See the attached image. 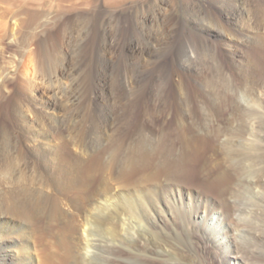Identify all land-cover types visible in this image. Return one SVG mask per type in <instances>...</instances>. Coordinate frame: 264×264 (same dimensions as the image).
Returning <instances> with one entry per match:
<instances>
[{"label":"bare ground","instance_id":"obj_1","mask_svg":"<svg viewBox=\"0 0 264 264\" xmlns=\"http://www.w3.org/2000/svg\"><path fill=\"white\" fill-rule=\"evenodd\" d=\"M241 3L208 0L201 15L209 27L191 31L179 30L160 0L151 20L136 15L112 36L96 33L84 85L67 83L65 57L78 35L66 26L17 49L1 38V58L13 62L11 79L0 81V264H206L200 231L210 216L199 211L201 199L191 209L173 193L194 171L225 202L211 216L232 210L235 184H255L264 204V93L259 104L255 97L264 42L236 59L238 39L254 44L252 12ZM60 59L58 73L51 61ZM79 103L86 111L71 123L67 111ZM255 207L237 243L212 229L221 264H264V206Z\"/></svg>","mask_w":264,"mask_h":264},{"label":"rangeland","instance_id":"obj_2","mask_svg":"<svg viewBox=\"0 0 264 264\" xmlns=\"http://www.w3.org/2000/svg\"><path fill=\"white\" fill-rule=\"evenodd\" d=\"M86 1L87 2H85V0H0V40L2 38L1 41L5 40L9 43L12 42L14 49H17L19 45L22 46L23 41L24 42L30 40L33 41L34 39H35L34 41H37L38 39L41 40V42L45 41L47 43V41L49 40L48 38L55 31H57L60 28H65L66 26L67 28L66 32L68 30L67 34L72 33L73 30V32L76 33L75 36L78 35L76 37V40L78 39V41L74 40V42H71L70 43L71 46L68 44L70 47L68 48V54H66L65 57L66 58L65 64H67L68 68L73 73L72 76L70 77L71 81H68L67 83L75 84L77 82L78 85L83 84L87 75H90V73L92 72L90 66V63L93 58L91 53V47L93 43H95L96 41L95 40L96 38H94L96 36V33L102 35L103 32H109L110 36H112V34L116 33L117 31L116 29L118 28V25L120 23H124L126 18L134 17L136 15H141V16L146 15V17L150 18L151 20L154 15V12L158 11L160 5V0H112V1L86 0ZM207 1L208 0H167V5L165 7L170 8L171 14L175 16L176 19L178 18L177 20L179 21V30L183 28L185 29L188 28V30L196 31L200 29L202 30L203 27L208 26V24H205V22L203 21V17L201 15L204 12V7H203L204 3H207ZM239 2L240 3L242 2L241 4H243L246 8H248L252 12L250 15L251 18L250 24L252 27L250 34L254 37V44H253L254 46L251 43H246V42L242 43V40L238 39L237 40L238 44L243 45V47L242 46L240 47L241 50L239 49L236 59L238 58L239 55L241 57L246 54H249V56H251V54L255 55L256 47L264 42L263 41L264 13L261 11L264 10V0H239ZM227 17L228 16H226L225 14L223 15L224 23L226 24L228 22L226 21ZM239 19H237L238 22ZM229 28L232 30L233 27L231 28V26H229ZM79 33L82 34V37ZM227 37H225L226 38L225 40L232 41L230 36L228 38ZM98 40L101 41L102 39L99 38ZM225 40L222 41L220 40L219 43L222 44V46H224L225 45L224 42H227ZM111 43L112 41L109 39V44ZM112 47L115 48L117 46L113 44ZM64 48L66 49V46ZM114 54L115 56L120 55L119 51H115ZM7 56L5 58H1L0 55V59H1L0 76L2 75L0 81L11 79L10 68L12 66L13 61L10 55ZM7 60L8 63L6 62ZM15 60L18 61V58H16ZM60 60H59L60 62H55L53 60L51 61V67L54 69V71L56 70L58 73L61 71L63 65L62 59ZM20 61L18 62H20L23 66L27 62V57L24 58L23 61L22 60ZM231 72L233 74V70ZM236 74H237L236 72L233 74L235 76L234 78H237ZM51 75L52 77L54 76V74ZM201 75L208 79V73H204ZM259 77L260 76H258L257 79ZM89 84L90 83L88 82L86 83V89L88 88L87 91L91 90V86ZM109 84H111L110 80H109ZM261 85H263L262 79L259 80L258 87H260ZM237 86L240 87L241 83L238 82ZM11 88L13 89L15 88L16 90V87H14L13 85ZM111 89L109 88L108 90L110 94H112ZM128 90L129 92H132L133 88L130 87ZM262 93H264V86H262L255 95L256 99L258 100L257 102L258 104L260 103L258 96L261 95ZM70 110H68L67 112L70 115L69 120L71 123L72 121H75L77 123L81 121L82 115L86 111L85 108H82L80 103L75 107L71 108ZM76 112H78L77 116H75ZM228 117L229 116H225L223 120H220L221 122L220 124H222V122H225V120ZM79 118L81 119L79 120ZM67 123H69V121H65V124ZM125 123L127 124V121ZM126 124L124 125L123 128L125 131V133L123 132L124 135L121 133L120 136L117 135L115 136L117 137L118 140L122 139L126 135V133L129 132L128 124L127 126ZM231 126L235 128L236 124ZM111 136L113 137V135ZM112 137L109 142L112 141ZM259 153L261 152L259 151ZM218 158L216 160H218ZM193 173L196 174V171H194ZM195 174L192 175V178L190 179L191 182L190 181H188V183L182 181L180 182L182 183V185L180 186L181 187L180 195L183 194L184 197H182L181 201H179L180 195L177 191H175L173 192L175 194V197L176 194H178L175 200L177 204L179 202H182L183 206L185 205L189 206L191 204L190 208L193 209L196 206L195 205L197 202L196 200L201 199L200 202L201 204H198L199 211L207 214L208 217L210 216L209 230H207V232L204 233L203 230L200 231L199 228L200 233L204 234L206 238V243L204 244L205 249L203 250V256L204 259L206 260V264H221L222 251L216 247V240H213L214 232H212V229H214L216 232H219L220 235L219 239H223L224 241L228 242L230 238H227V236H231V237L233 236L229 241L232 243L238 241V239H240V230L245 228V225L247 226L250 223H252L253 220H255V218L252 215L253 211H250L252 207L254 208L257 205L261 208L262 205L264 206L262 200H259L261 198L259 196V192L261 191V189L259 188L258 190H256L255 184L253 183L251 188L247 187L246 184H242V185L235 184L236 186L233 185L228 195L230 202L229 205L232 210H230L228 215L219 212L214 216H211L210 215L211 208H213L214 205H216L219 211H223L224 208L222 207L225 206V202L220 201L218 197L216 198L217 192L214 191L209 192L208 190L206 191V188H204L205 186H201L202 185L201 183H203L205 180L204 178L205 175L197 176V174L196 175ZM196 180H199V182ZM159 185H160L159 183L157 184L155 183L151 186H148V189L150 190L152 186L159 188L160 187ZM136 190H140V189L138 188ZM165 191L169 192L167 188ZM75 194L76 192L75 193L73 192L71 196H75ZM173 195L172 194L169 195L170 198L168 199V201L170 200L169 205L171 207H173L171 202V200L173 199ZM178 209H180L179 206L174 210H176V214L178 216H181V213H179ZM218 218H220L221 221H223L226 224L225 229L224 228L221 229L219 227L217 223ZM188 223L191 224L189 217H188ZM169 224H171L170 221ZM167 228H169L168 231L172 234L175 233L176 231L175 229L176 226L169 225V227ZM194 228L196 229L197 227ZM191 230L192 229L190 228L189 232Z\"/></svg>","mask_w":264,"mask_h":264}]
</instances>
